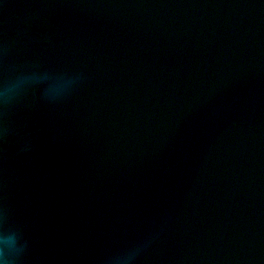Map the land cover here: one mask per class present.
<instances>
[{
  "label": "water",
  "instance_id": "water-1",
  "mask_svg": "<svg viewBox=\"0 0 264 264\" xmlns=\"http://www.w3.org/2000/svg\"><path fill=\"white\" fill-rule=\"evenodd\" d=\"M0 240L264 264V0H0Z\"/></svg>",
  "mask_w": 264,
  "mask_h": 264
},
{
  "label": "clouds",
  "instance_id": "clouds-1",
  "mask_svg": "<svg viewBox=\"0 0 264 264\" xmlns=\"http://www.w3.org/2000/svg\"><path fill=\"white\" fill-rule=\"evenodd\" d=\"M0 243H3V240H0ZM0 257H3L5 260V264H8V256L5 254L3 249H0Z\"/></svg>",
  "mask_w": 264,
  "mask_h": 264
}]
</instances>
